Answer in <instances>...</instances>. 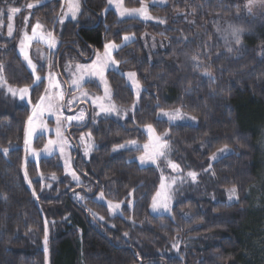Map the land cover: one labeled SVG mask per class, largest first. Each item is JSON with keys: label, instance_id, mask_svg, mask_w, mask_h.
<instances>
[{"label": "trees", "instance_id": "1", "mask_svg": "<svg viewBox=\"0 0 264 264\" xmlns=\"http://www.w3.org/2000/svg\"><path fill=\"white\" fill-rule=\"evenodd\" d=\"M33 1L39 0H0V69L6 85L14 88L31 87L33 78L17 54L16 39L6 35V11ZM82 1L75 23H60L61 0L32 14L58 40L53 68L59 71L65 56L72 63L90 60L106 43L134 35L115 60L136 74L143 89L139 105L134 121L105 120L96 129L73 130L93 132L97 144L89 162L78 157L75 163L83 183L66 178L55 156L28 164L30 187L22 169L30 111L10 108L0 92V264H47V257L49 264H254L245 256L251 259L254 252L248 235L258 187L264 184V16L248 18L229 0H167L164 7L150 8L156 22H142L119 20L107 11L108 0ZM144 1L150 0H125V5L139 8ZM219 27L227 28L220 38L215 35ZM232 27L242 29L240 44L232 35L221 38ZM144 34L163 43L154 57L141 41ZM108 80L115 103L130 106L134 98L125 79L112 72ZM43 83L31 90L34 102ZM176 109L195 117L198 125L167 128L156 120L159 111ZM135 124L170 131L172 160L184 172L200 173L198 186L178 191L170 216L150 213L160 180L154 168L134 161L142 151L114 152L129 141L146 142ZM225 145L233 153L209 170L210 157ZM39 173L55 175L57 181L46 189ZM233 187L237 203L215 201L226 199ZM99 194L123 203V215L111 217L96 201ZM257 254L254 258L261 260Z\"/></svg>", "mask_w": 264, "mask_h": 264}, {"label": "rangeland", "instance_id": "2", "mask_svg": "<svg viewBox=\"0 0 264 264\" xmlns=\"http://www.w3.org/2000/svg\"><path fill=\"white\" fill-rule=\"evenodd\" d=\"M4 3L11 4L15 3V0H1ZM51 0H39L33 1L29 4L34 5L29 8L28 5L22 6H10V8L6 11V15L8 17V22L6 26V35L8 38H15L17 54L27 69L29 74L33 78V84L30 89L28 96L31 98V103L28 102V96L24 100L20 98L19 89L22 88H14L6 85L4 82L2 69H0V92L3 93L4 98L9 102L10 108L14 109L15 107H27L30 111V116L32 117V125L31 128L34 129L32 134L28 135L29 119L26 124L25 134H24V142H23V156H22V169L23 174L26 178L28 185L31 187V181L28 179V164L33 162L35 164H39L40 161L45 159H51L53 157H57L63 171L64 176L68 178L71 182L76 185L83 183L82 176L77 172L75 168V163L80 160L84 163L90 161L93 152L97 148V144L95 141V137L93 132H80L74 133L73 130L75 128H82L86 126H91L92 129L98 128L101 121L111 120L115 121L119 124H125L129 121H134V114L138 108L139 100L142 94V86L137 80V76L130 78L128 73L131 71H124L120 64L115 60V54L123 47L131 44L136 40L134 35H125L128 37V40H125L124 37L119 43L114 42L118 47L116 49L111 50V55L108 57L105 52V48L102 51H98L95 53L92 61L86 60L82 62L72 63L69 61L68 57L62 61L61 67L58 70L53 68L52 63H54L53 54H55L58 47V40L54 36L53 31L47 28L46 24L39 20L32 19V14L35 9L47 4ZM62 8L60 12V23L64 24L67 22H77L80 15L83 12V1L82 0H72V8L70 9L68 0H61ZM231 2H235L240 5V13L242 15L247 16L248 18H256L260 16H264V4L259 2L252 4L251 11H249V0H229ZM167 4V0H150L149 2H143V5L147 8V13L152 19H145L143 16L136 14H125L124 16L120 15V12L123 9H139V8H128L125 5V0H112V3H109L107 11L112 10L119 20H139L142 22H156V19L152 16L150 12V8L154 7H164ZM11 8L20 9L19 12H11ZM75 11V18H72V11ZM11 16V19H9ZM39 24V27H37ZM9 25H11V35H9ZM228 27V26H227ZM35 28V32L33 29ZM227 29V28H226ZM226 29L219 27L215 30L217 37L220 38V33L226 31ZM231 29L225 33L224 37L221 38L224 40H230ZM141 41L144 44V47L147 51L148 56L154 57L159 51L163 49V43L158 42L152 37L150 34H144L141 37ZM112 43V42H109ZM108 44V43H106ZM240 44V43H239ZM25 53L28 58L32 61L34 65H36V75L43 77L42 82L44 89L40 95L45 96V100L43 103L37 107V102L32 99L31 90L41 84L38 85L35 82V76L33 75V70L31 66L28 64V61L25 59ZM115 60L117 63H111L112 60ZM43 67L44 73H40L39 69ZM103 69V77L98 74H93L94 72H98L100 69ZM116 73L121 75L124 79L130 90L132 91L134 102L130 106H120L117 105L113 98V89L108 80L109 73ZM82 78L79 80L80 87L77 88L73 85L72 81L74 79ZM139 84V88L136 87V84ZM59 84V87H55L54 85ZM86 86H92L91 88H86ZM9 87L12 88L16 94L13 95L9 92ZM97 88V90L94 89ZM47 90V91H46ZM63 94L64 99L60 100L59 96ZM87 93V96L84 95ZM96 98H100L97 100ZM71 100L73 103L69 105L67 102ZM103 104L105 107L110 105H114L117 109L116 112L113 113H104L100 112V104ZM49 104L52 105L49 108ZM8 105V103H7ZM8 108V107H7ZM35 111V114H34ZM174 110H163V112H173ZM51 112V114H50ZM162 111H159L156 114V120L159 122H164L167 124V128L169 127H178V126H197L198 121L192 115L180 110L182 118L176 119L174 121H170L168 116L163 115ZM83 113V119H80V115ZM126 113V115H125ZM68 116H75L77 119L72 120L71 122L67 121L65 118ZM59 117V124L58 118ZM7 124V123H6ZM5 125V124H4ZM149 125V124H146ZM146 125H138L135 124L134 128L140 133L144 134L146 137V142H140L136 140L135 145L128 144L127 147L124 148H116L114 150L117 152H125L131 150H141L142 153L134 158V161L141 168H154L159 175V188L157 192H160L161 195L154 197L156 199L157 208L153 209V200L150 206V213L153 216H170L173 211V207L175 203H177L178 191L186 189L187 187L195 188L199 185L200 173L195 170L184 172L179 164H177L174 160H172L170 156V146L169 142L165 149H159L160 151H164L165 155L156 158V162L153 163L151 160L147 159V156L153 155L154 151L157 150L156 146L153 143V140L150 139V135L160 136L162 140H167L170 136V131H166L167 135L164 133H160L156 127L152 124L153 129L155 130L154 134H150L146 128ZM59 127V135H57V129ZM73 128V129H72ZM72 130V131H71ZM72 135V136H70ZM264 137V135H263ZM28 140L26 144L25 141ZM49 140L53 141V144L49 145ZM148 144L149 148L147 150L144 149V145ZM48 146L47 150L45 146ZM90 146V147H89ZM200 148H204L202 144ZM62 149V151H61ZM202 149H200L202 151ZM233 153V149L228 148L223 152L217 151L215 154V159H212L213 155L210 157V168L215 162L219 159L226 157ZM144 155L146 157L145 162L141 163L140 157ZM169 161L178 165V168L173 169L169 166ZM34 164V165H35ZM264 165V163H263ZM208 170V171H209ZM189 172L196 173V179L193 180L191 176L188 175ZM73 173H75L76 177H78V181L73 179ZM52 176H44L39 173L38 179L42 182L44 188H51V185L57 181L52 179ZM163 182L164 188L161 189V183ZM264 183V178L262 184ZM261 185V184H260ZM258 188L257 192V207L252 210V223H251V233H249L250 242L249 245L253 249L251 259H248L247 256L245 258L249 261H252L254 264H264V184ZM256 190V189H255ZM256 193V192H255ZM255 196V194H254ZM230 193L228 191L226 199L216 198L215 201L226 204H234L238 202V197L232 196L230 199ZM96 201L104 204L111 217H120L123 215V203H115L109 201L104 195L101 197L99 194L96 198ZM167 203L168 207L165 209L161 205ZM119 204V208H114V205ZM132 207V203L129 205ZM94 217L102 221L101 217ZM182 217L188 218L187 214H182ZM94 218V219H95ZM95 219V220H96ZM46 253L48 252V246L45 241V249ZM260 253L263 255L260 259H257L254 256ZM48 255V253H47ZM49 262V258L47 257V264Z\"/></svg>", "mask_w": 264, "mask_h": 264}, {"label": "snow or ice", "instance_id": "3", "mask_svg": "<svg viewBox=\"0 0 264 264\" xmlns=\"http://www.w3.org/2000/svg\"><path fill=\"white\" fill-rule=\"evenodd\" d=\"M257 2H259V3H261V4H264V0H249V11H251V7H250V6H251L252 4H254V3H257ZM68 3H69V7H70V9H71V8H72V0H68ZM109 3L111 4V3H112V0H109ZM33 6H34V5H32V4H29V5H28L29 8H31V7H33ZM10 11L13 12V13H15V12H19L20 9H18V8H11ZM125 14H136V15L143 16L145 19H152V17L148 15V13H147V8H146V6L143 5V3H142V7L139 8V9H131V10H129V9H126V8H125V9H123V10L120 12V15H121V16H124ZM72 18H73V19L75 18V11H74V10L72 11ZM9 19H11V16H9ZM161 22H163V21H161ZM37 27H39V24H37ZM241 31H242V29H240V28H238V27H232V28H231V35L235 38L237 44L240 43L239 33H240ZM33 32H35V28L33 29ZM9 35H11V25H9ZM124 39H125V40H128V37L125 36ZM117 47H118V46H117L114 42H112V43H108V44H105V45H104V48H105L106 55H107L108 57H110V55H111V50L116 49ZM228 51H232V49L229 48ZM25 59L28 61V64L31 66V68H32V70H33V75L35 76V82H36L37 85H38L40 82H42L43 77H41V76H39V75H36V65H34V64L32 63V61L28 58V56H27L26 53H25ZM192 59H193V60H196L197 58H196V57H193ZM111 63L115 64V63H117V62L113 59V60L111 61ZM93 74H94V75H95V74H98V75H100L101 77H103V69L101 68L98 72H94ZM205 74H206V75H209V73H207V72H205ZM135 75H136V74H135L134 72H130V73H128V76H129L130 78L135 77ZM80 79H82V78L74 79V80L72 81L73 85H75L77 88L80 87V83H79V80H80ZM54 86H55V87H59V84L54 85ZM136 87L139 88V84H138V83L136 84ZM8 90H9V92H11L13 95L16 94V92H15L12 88L9 87ZM46 91H47V90H46ZM19 92H20V98H21L22 100H24V99L26 98V96H28V94H29V92H30V89H29L28 87H24L23 89H19ZM84 95L87 96V93H84ZM59 99H60V100H63V99H64L62 93H61V95L59 96ZM96 99L99 100L100 98H96ZM44 100H45V96H41L40 99H39V101L37 102V107H39V105H40L41 103H43ZM28 102L31 103V98H30V96H28ZM67 103H68L69 105H71V104L73 103V101L69 100ZM51 107H52V105L49 104V108H51ZM99 107H100V112H104V113H113V112H116V111H117V109L115 108L114 105H110V106H108V107H105V106L101 103V104L99 105ZM162 112H163V110H162ZM34 114H35V111H34ZM50 114H51V112H50ZM125 115H126V113H125ZM163 115L168 116V118H169L170 121H174V120H176V119H180V118H182V116H181V112H180V109H176V110H174L173 112H163ZM57 119H58V124H59V117H58ZM65 119H66L67 121L71 122L72 120L77 119V117H75V116H68V117H66ZM80 119H83V113H81V115H80ZM28 123H29V126H30V128H29V130H28V135L30 136V135L32 134V132L34 131V129L31 128V125H32V117H29V121H28ZM146 128H147V130H148V132H149L150 134H154V133H155V130L153 129L152 125H150V124H149V125H146ZM57 135H59V127H58V129H57ZM164 135H167V133H164ZM150 139L153 140V143H154V145L156 146L157 150L154 151L153 155L147 156V159H149V160H151L153 163H155V162H156V158L165 155L164 151H160L159 149H165V148L167 147L168 142H167V140H162L160 136L150 135ZM25 143H26V144L28 143V140H27V139H26ZM51 144H53V141L49 140V145H51ZM128 144L135 145L136 142H135V141H129V142H127V144L117 145L116 148H124V147H127ZM89 147H90V146H89ZM47 148H48V146L46 145V146H45V149L47 150ZM148 148H149V145H148V144H145V145H144V149L147 150ZM225 149H227V145L223 146V148H221V149H218V151L223 152ZM114 150H115V149H114ZM5 151H7V150H5ZM61 151H62V149H61ZM139 159H140L141 163H144L146 157H145L144 155H142ZM212 159H215V154L213 155ZM168 163H169V166L172 167L173 169L178 168V165H176L175 163H172L171 161H169ZM72 175H73V179H76V180L78 181V177H76L75 173H73ZM188 175L191 176V177L193 178V180L196 179V173H194V172H189ZM52 179H53V180L56 179L55 175L52 176ZM160 187H161V189H163V188L165 187L164 184H163V182L161 183V186H160ZM228 191H229V193H230V197H229L230 199L232 198V196H235V193H236V189H235V187L229 189ZM33 194L35 195V193H33ZM160 195H161V193H160V192H157V196H160ZM102 196H103V194H101V197H102ZM161 206L164 207L165 209H167V207H168L167 203H164V204H162ZM113 207H114V208H119L120 205L117 204V205H114ZM156 208H157V203H156V199L154 198V200H153V209L155 210Z\"/></svg>", "mask_w": 264, "mask_h": 264}, {"label": "water", "instance_id": "4", "mask_svg": "<svg viewBox=\"0 0 264 264\" xmlns=\"http://www.w3.org/2000/svg\"><path fill=\"white\" fill-rule=\"evenodd\" d=\"M94 55H95V53L93 52V55H92V57H91V59H90L89 61H92V59H93Z\"/></svg>", "mask_w": 264, "mask_h": 264}]
</instances>
